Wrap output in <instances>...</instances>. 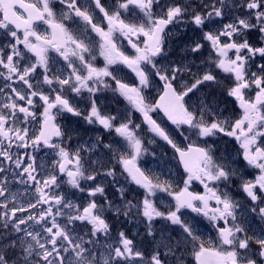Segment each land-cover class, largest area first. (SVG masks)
Segmentation results:
<instances>
[{"label":"snow or ice","instance_id":"6c2138e0","mask_svg":"<svg viewBox=\"0 0 264 264\" xmlns=\"http://www.w3.org/2000/svg\"><path fill=\"white\" fill-rule=\"evenodd\" d=\"M189 258L264 264V0H0V264Z\"/></svg>","mask_w":264,"mask_h":264},{"label":"rangeland","instance_id":"374dc122","mask_svg":"<svg viewBox=\"0 0 264 264\" xmlns=\"http://www.w3.org/2000/svg\"><path fill=\"white\" fill-rule=\"evenodd\" d=\"M125 71H127V70H125ZM127 74L130 76L129 78H132V74L131 73H127ZM108 96H109V101H108L109 104H112V105H115V106H118V107H121V108L124 107L125 102L123 101V98L112 99L111 98V93H108ZM119 102H120V106H119ZM166 149L167 148H164L163 147L162 142H159L158 141L157 144L151 145L150 152H153L154 151V152H157V154H159V152L161 150L167 151ZM167 152H169V155H171L170 154V151H167ZM147 158L149 160L151 159V157H148V156H147ZM197 188L200 189L199 187H197ZM11 191L14 192V193H17L18 200H20V202H23V195H24V192H25V189H24L23 185H19L18 184L17 186H14V187H12ZM21 192H23V193L20 194ZM204 222L207 223V221H204ZM189 262H190V264H195L194 260H192L191 258H189Z\"/></svg>","mask_w":264,"mask_h":264},{"label":"flooded vegetation","instance_id":"af4514ba","mask_svg":"<svg viewBox=\"0 0 264 264\" xmlns=\"http://www.w3.org/2000/svg\"><path fill=\"white\" fill-rule=\"evenodd\" d=\"M113 2H114V0H102V3H105L106 6L111 5ZM40 30L43 31L44 28L41 27ZM50 55H52V56H56L57 54H56L55 52H52V53H50ZM98 66H103L102 58H98ZM127 75H128V74H127ZM128 77H130V76L128 75ZM131 79H132V78H129V82H131ZM227 103H228V107H229V108H233V107H235V105L232 104L231 101H228ZM150 150H151V146H149V151H150ZM144 159H145V160H149V159L147 158V156H146ZM142 166H143V165H142ZM199 190H201V189H199ZM237 198H241V197H240V196H237Z\"/></svg>","mask_w":264,"mask_h":264}]
</instances>
